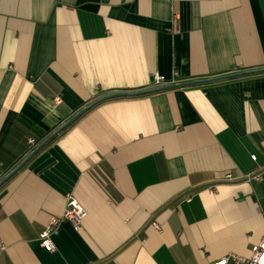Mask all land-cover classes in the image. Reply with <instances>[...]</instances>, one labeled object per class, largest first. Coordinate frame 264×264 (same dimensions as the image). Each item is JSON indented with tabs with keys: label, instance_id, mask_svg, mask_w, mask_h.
<instances>
[{
	"label": "crops",
	"instance_id": "0c3cea01",
	"mask_svg": "<svg viewBox=\"0 0 264 264\" xmlns=\"http://www.w3.org/2000/svg\"><path fill=\"white\" fill-rule=\"evenodd\" d=\"M260 70L264 0H0V176L105 95ZM1 193L0 264L248 257L264 232V73L100 103Z\"/></svg>",
	"mask_w": 264,
	"mask_h": 264
},
{
	"label": "built area",
	"instance_id": "2783aa9c",
	"mask_svg": "<svg viewBox=\"0 0 264 264\" xmlns=\"http://www.w3.org/2000/svg\"><path fill=\"white\" fill-rule=\"evenodd\" d=\"M161 78L157 75L153 76V82L159 83ZM33 143V141H30ZM254 159V156L251 157ZM251 175L247 176V180L251 179ZM231 176L226 175L225 179L230 180ZM255 180H259L258 177H253ZM85 214L83 209L78 206L74 200H70L66 209L62 215V218L68 221L74 228L79 229L81 226V221L83 220ZM58 220H53L51 222V226L46 228L42 233H40L39 238L41 241V245L48 251L53 250L52 243L50 241V233L54 229V227L58 224ZM215 264H264V232L258 244L253 248L252 253L248 257H243L235 254H229L224 258L218 260Z\"/></svg>",
	"mask_w": 264,
	"mask_h": 264
},
{
	"label": "water",
	"instance_id": "95a60500",
	"mask_svg": "<svg viewBox=\"0 0 264 264\" xmlns=\"http://www.w3.org/2000/svg\"><path fill=\"white\" fill-rule=\"evenodd\" d=\"M258 73H264V70L252 71V72H245V73H239V74H234V75H231V76H226V77H221V78H216V79H211V80H202V81H196V82H189V83H184V84H180V85H168V86H164V87H161V88H158V89H155V90H149V91H143V92H137V93H120L119 92V93L108 94V95H105V96L99 98L98 100L94 101L93 103L89 104L87 107L83 108L81 111H79L74 116H72L67 122H65L60 128H58V130L55 132V134H58L62 130H64L65 128H67L70 124H72L75 120H77L86 111L90 110L95 105H97L99 103H102L104 101H107V100H111V99H115V98H128V97H132V96L133 97H136V96H139V95H146L148 93L163 91V90H167V89H173V88H177V87H184V86L186 87V86H192V85H201V84H204V83H208L210 81H216L218 79H231V78H236V77L254 75V74H258ZM47 141L48 140H45L44 142H42L33 152H31L25 158V160H23L12 172H10L0 182V186L3 183H5L8 179H10L15 173H17L47 143ZM3 194L1 193L0 196H2Z\"/></svg>",
	"mask_w": 264,
	"mask_h": 264
},
{
	"label": "trees",
	"instance_id": "16d2710c",
	"mask_svg": "<svg viewBox=\"0 0 264 264\" xmlns=\"http://www.w3.org/2000/svg\"><path fill=\"white\" fill-rule=\"evenodd\" d=\"M220 80H223V79H218L216 81H210V82H218ZM209 83V82H208ZM150 94V93H148ZM147 95V94H146ZM139 96H143V95H139ZM133 97V96H132ZM132 97H128V98H132ZM138 97V96H136ZM116 99H123V98H115V99H111V100H116ZM111 100H107V101H111ZM107 101H104V102H107ZM103 103V102H102ZM100 104V103H99ZM97 104V105H99ZM95 105V106H97ZM94 106V107H95ZM87 107V106H86ZM93 107V108H94ZM92 109V108H91ZM90 109V110H91ZM81 111V110H80ZM89 111V110H88ZM88 111H86L81 117H79L77 120H75L72 124H70L67 128H65L64 130H62L60 133L58 134H55V132L57 131V129L55 131H53L49 136H47V138L43 139L42 141H40L37 145H35L13 168L11 169H6L5 170V173L4 175L0 176V182L10 173L12 172L23 160H25V158L31 153L33 152L42 142H44L45 140H48L47 143L17 172L15 173L10 179H8L5 183H3L1 186H0V190L13 178L15 177L20 171H22L23 169L26 168V166L30 163V161L32 159H34L37 155H39L42 151H44L45 149H47L49 146H51L54 142H56L57 139H59L61 136H63L68 130H70L74 125L75 123L80 119L82 118ZM78 113V112H77ZM75 115V114H74ZM61 127V126H60Z\"/></svg>",
	"mask_w": 264,
	"mask_h": 264
}]
</instances>
